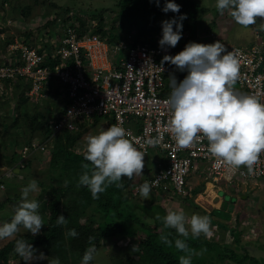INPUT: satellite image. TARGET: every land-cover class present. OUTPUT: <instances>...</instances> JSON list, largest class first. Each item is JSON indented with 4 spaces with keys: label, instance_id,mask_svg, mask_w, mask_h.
<instances>
[{
    "label": "trees",
    "instance_id": "16d2710c",
    "mask_svg": "<svg viewBox=\"0 0 264 264\" xmlns=\"http://www.w3.org/2000/svg\"><path fill=\"white\" fill-rule=\"evenodd\" d=\"M165 0H160V6H157L155 0H119L121 11L118 16L115 17V22L106 28L107 22L103 15L104 11L97 12L93 17L88 16L80 7L78 11L75 5H68L59 7L56 3L50 2V5L54 9H58V15L54 20H48L44 23L41 29L54 25L57 18H61V30L53 33L49 30V33L53 39L62 36L64 29L67 24H72L77 27L79 33L87 30L92 31L95 34L100 35L103 38H107L108 42L113 43L122 40L123 34L122 28L127 24H131L135 27V33L133 43L151 41L152 43H159V39L162 36V21L166 20L167 17H178V13H174L171 10L163 12L161 10ZM176 3L180 4V13H186V24L189 26L191 37L185 38L183 41H178L175 47L180 51L190 41L198 42L195 37L198 29L197 18L202 16L203 7L199 6V3L195 0H175ZM76 7V10L73 9ZM19 6L15 9H11L12 12H19ZM74 11V12H73ZM24 17L29 16L23 10L21 12ZM14 14V13H13ZM94 18V19H93ZM15 20V19H14ZM10 20L9 24L10 34L6 36L4 31H0L5 34V38L0 39L3 43H6V48L10 42L14 41L15 38L21 39L22 36L16 35L14 28L19 27L16 21ZM58 21V20H57ZM114 25L116 27H114ZM21 26H23L21 24ZM107 29V30H106ZM13 31V33H11ZM107 31V36L103 35V32ZM0 32V33H1ZM9 31H7L8 33ZM36 32V31H33ZM25 31V36L28 41L39 49L40 52L52 53L55 49V45L51 43L49 39L38 41L37 32ZM156 38V40H151ZM217 40V39H216ZM222 40V39H220ZM39 42L38 44H36ZM45 42V43H44ZM182 42V43H181ZM5 59L8 57L4 56ZM4 59V58H3ZM58 61L52 60L50 56L47 57L45 63L55 64ZM186 71V70H184ZM178 72H181V70ZM55 85L54 80H49V86L51 92H53V86ZM1 90L13 87V96L17 99L16 107L17 113L13 117V121L8 123L7 117L0 115V125H4V131L2 137L10 139L12 144L16 145L19 143L16 136L18 132L17 127L22 129L23 133L29 132V138L27 137L21 144L31 143L33 136L39 133L41 142L48 141L47 144V169H46V180L39 181L41 184V190L38 193L37 200L42 199L43 196L47 195L39 206V213L41 214L44 225L37 234L30 232L25 234H19L17 237L11 239L3 247H0V260H6L9 255L13 253V256L20 260V263H26L27 261L18 255L14 251V242L17 238H24L30 242L36 251H42L44 255L49 258L59 257L61 263L64 264H79L85 250L89 247L90 243L95 244L96 247L104 244V242L113 237L115 238H127L129 242H136L134 250L124 251L121 256L114 261V264H179V257L181 255L192 254V264H204L201 260L209 259V256L205 258V254L211 255L210 263L216 260L217 262L222 260L224 257H233L234 253L232 248L228 244H223L214 239H209L205 234H201L199 237L189 236L185 239L189 252L185 253L175 247L174 242L172 245L163 243L160 239V233L171 232L172 235L169 239L173 241L177 238V233L174 229H165L161 220L156 218V213L161 216L165 215L167 210L165 206L156 201L158 197L168 198V200H175L179 198V195L173 194L166 196L162 192H155L152 189L150 193L155 195L153 198L149 196L147 199H143L140 196L139 189L134 191L139 195L138 198L134 199L135 194L132 191L131 186L135 185V177L129 179L122 175L123 187H116L115 183L110 185L103 193L99 194V199H93L90 190L86 186H78L77 181L79 175L85 171L83 168L84 164L89 165V169L92 167L91 162L87 161L83 155L84 151L77 149V142L84 130H82V121H80L78 129L62 128L56 131L53 127V121L56 119V115H53L52 109L49 114L46 109H41L37 103L33 101L29 96L28 91L30 89L29 82L24 77L19 79L2 78L0 81ZM27 86V87H26ZM55 94L61 97L63 103L67 102L65 93L60 88L55 89ZM54 102V101H53ZM2 105H0L1 107ZM59 113L63 112V107H58ZM57 114V113H56ZM48 116H51V121ZM97 117H105L96 115ZM107 117V116H106ZM112 124L113 118L107 117ZM84 122V121H83ZM21 126V127H20ZM26 126H29L27 128ZM19 135V134H18ZM38 140V139H37ZM39 141V140H38ZM7 147V145H6ZM23 156L22 149L20 148L13 151V154L6 160V165L11 166L12 169H16L19 166L20 169L26 165H30L31 160H28L26 164L20 165V156ZM162 156V154H161ZM1 181V180H0ZM2 182H0L1 184ZM137 184V183H136ZM202 187L194 190L197 193ZM190 195L181 196V199L188 200ZM156 197V198H155ZM155 198V199H154ZM21 199V192L15 193L12 197L7 198V202H13ZM160 200V199H159ZM196 207L202 209L194 201H192ZM0 205H3L0 202ZM223 208V207H222ZM223 210V209H222ZM220 209V211H222ZM203 212L206 211L203 209ZM212 212H218L214 210ZM63 214L67 219V223L59 225L56 223L58 215ZM211 217V214L209 213ZM228 217L227 219H229ZM212 222V220H211ZM221 229H230V233L233 234L234 230L226 225H218ZM75 228L78 235L75 237L67 235L69 229ZM142 233V234H140ZM89 237H93V240H89ZM238 246H240V237H234ZM247 246H245L246 248ZM198 251V252H197ZM197 252V253H196ZM194 253L196 255H194ZM201 254V257H200ZM204 255V256H202ZM249 259H254L252 255L245 252V255L241 257L242 262H246ZM207 261V260H206Z\"/></svg>",
    "mask_w": 264,
    "mask_h": 264
},
{
    "label": "built area",
    "instance_id": "2783aa9c",
    "mask_svg": "<svg viewBox=\"0 0 264 264\" xmlns=\"http://www.w3.org/2000/svg\"><path fill=\"white\" fill-rule=\"evenodd\" d=\"M257 36L261 38L259 33ZM123 37L110 43L90 30L79 33L76 26L67 24L61 37L48 38L55 45L51 54L40 52L25 39L15 38L7 46L10 56L0 61V81L5 77H24L30 85L29 96L37 100L51 91L49 80H54L67 99L63 112L57 113L53 121L56 131L66 127L78 129L80 121L96 115L113 118L145 154L157 150L163 155L157 172L146 179L155 192L166 196L190 195L189 177L201 162L206 165L208 179H225L231 184L236 180L264 178V153L252 173H248L243 165L233 171L210 154L209 142L202 134L192 145L179 147L169 131L171 114L166 101L172 78L179 83L187 70L178 72L175 65L162 60L165 54L171 55L170 47H161L149 40L135 44L133 34ZM221 42L239 59V77L234 88L264 99V41L255 40L247 47ZM48 56L58 61L53 65L45 63ZM154 137H159L158 143H145ZM21 149L25 158L26 154L46 150L47 145L34 140Z\"/></svg>",
    "mask_w": 264,
    "mask_h": 264
},
{
    "label": "clouds",
    "instance_id": "9594fccd",
    "mask_svg": "<svg viewBox=\"0 0 264 264\" xmlns=\"http://www.w3.org/2000/svg\"><path fill=\"white\" fill-rule=\"evenodd\" d=\"M155 3L160 6V0H155ZM180 7L175 0H165L161 8L163 12L171 10L179 14L162 21L161 47H174L181 39L182 21L187 14L180 13ZM215 7L220 13L228 10L233 20L245 27L255 24L257 17H264V0H215ZM8 55L10 53L6 50L0 59ZM162 60L181 71L187 70V75L179 83L172 78L171 92L166 101L171 114L169 131L176 144L188 147L202 134L209 142L210 154L221 159L233 171L243 165L248 173H252L261 153H264V99L257 94L240 93L234 88L239 77L237 55L227 50L221 40L211 43L190 41L175 55L165 54ZM86 139L83 155L92 167L89 169L88 164L83 165L86 170L79 175L77 185L86 186L93 199H99V194L113 183L116 187H123L122 175L129 179L142 175L145 152L129 140L120 124H112ZM158 142L159 137L145 141L147 145ZM136 188L143 199L149 198L151 185L146 179ZM34 191H37L36 179L22 187L21 199L11 219L0 223V240L14 237L20 226L32 234L40 232L44 221L38 211L39 201L28 198ZM156 218L162 221L165 229H174L178 234L173 241L169 239L171 232L162 231L159 239L168 245L174 242L175 247L185 253L189 252L188 244L180 237L207 235L211 228L209 215L193 213L189 218L182 208L169 209L163 216L156 213ZM56 223L66 224L67 219L60 214ZM67 235L75 237L78 233L71 228ZM93 239L89 237L90 241ZM14 251L25 261L35 258L36 249L24 238L15 239ZM96 252V245L90 243L80 264H90ZM39 258L47 259L48 264H61L59 257L49 259L42 252ZM179 264H192V254L181 255Z\"/></svg>",
    "mask_w": 264,
    "mask_h": 264
},
{
    "label": "rangeland",
    "instance_id": "374dc122",
    "mask_svg": "<svg viewBox=\"0 0 264 264\" xmlns=\"http://www.w3.org/2000/svg\"><path fill=\"white\" fill-rule=\"evenodd\" d=\"M195 1H197L199 3V6L203 7L204 9L202 12V16H198L199 18H197V20L199 21H197L198 29L195 37L198 39V42L211 43L216 41V39H222L228 44L247 47L250 46V44H252L255 40L264 41V17H257L255 24L245 27L237 24L231 17L228 10H225L223 13L218 12L215 7V0ZM50 2L56 3L57 5H59V7L75 5L78 11H80V7L82 6L81 10H83L90 17H93L97 12L104 11L103 15L107 22V29H109L112 23L115 22V17H117L119 12L121 11V7L118 3L119 0H0L1 31L6 30L5 34L7 37L8 35H12L10 34V28L12 29V26H10V24L12 23V21L10 24L9 22L10 20L15 19L14 21L20 24L19 27L14 28L16 35L24 37L23 34L25 33V31L29 30L32 32H37V40L39 42L42 40L45 41L48 38L52 39V37L50 36H53V33L61 30L57 22L58 18L57 20H55L56 22L54 25H49L47 28L44 27L43 29H41L44 23H47L48 20H54L56 18L55 15H58V9H54L50 5ZM16 6H19V12H12V14H10L11 9H15ZM76 7H73V9L76 10ZM22 10L25 13H28L29 16L24 17L23 15H20L22 14ZM169 18L172 17L169 16L166 19ZM119 20L120 19H118V21ZM118 21H116L115 23L118 24ZM21 24L23 26H21ZM114 27L116 26L114 25ZM51 29H53V33H51V31L49 33V30ZM189 30V26L186 24V21H184L182 28L183 34L180 41H183L185 38L191 37ZM7 31L9 32L7 33ZM122 33H124L123 36L127 37L128 34L135 33V27L127 23L122 28ZM258 33L261 36V38L259 39H257ZM5 34H2L1 32L0 36H4ZM103 35L107 36V31H104ZM25 39H27L26 36ZM151 40H156V38ZM39 42H37L36 44H38ZM5 48L6 43H2L0 41V55H5ZM178 52L179 50L177 49V47H171V55H175ZM1 60L4 61L6 59L5 57H2L0 61ZM56 88L57 85L55 84L53 86V92L50 95L48 94V97L46 95L45 97H41L37 100L31 97L41 109H46V112L48 113L47 115H51L49 114L51 109L52 111H54L53 115H56V113H59V109L57 108H61L64 105L62 98L58 97V95L55 94ZM13 91V87H10L8 89L5 88L4 90L0 89V105H2L0 107V115L6 116L8 123H11L13 121V117L17 113L16 107L14 108V106H16L17 99L14 98ZM13 111H15L16 113ZM48 118L51 121L52 117L48 116ZM95 119L96 118L94 116L92 119H87L81 123V127L84 132L77 142V149L79 151H85V146L87 143L86 138L89 135H95L99 131L106 129L111 125L107 117H97V120ZM26 127L29 128V126ZM17 130L18 132H16V136L14 135V138H18L19 143L14 145L9 138L2 137L4 125H0V182H2L0 184V202L3 203V205H0V223L9 221L11 219L12 215L14 214L15 207L20 201L15 200L13 202H7L8 197H12L13 195H15V193H20L23 186L27 185L32 179H36L37 191L30 192L28 197L29 199H36L39 191L41 190V184L39 183V181L46 180V169L48 166L46 155V152H48L47 149L37 153L32 152L26 154L27 157L25 158L21 155L18 162L21 163L20 165H24L28 160H31L30 165H26L22 169H20L19 166H17L16 169H12L11 166L6 165V159L13 154V151L17 149L20 150V148L25 145L21 144L20 142L24 141L27 137H30V131L27 133H23L22 129H19L18 127ZM39 136V133H36L35 136H33L34 138L32 141L37 139L41 141ZM44 143H48V141H45ZM157 153V150H154L144 156L146 162L142 171L147 170V172L145 173V179L149 178L151 175H154L157 172V168L154 165ZM196 172L201 173L199 170ZM194 176H196V178H194ZM134 177L136 176L134 175ZM193 178L194 181H192V184L194 188L196 186L200 187L204 182L207 183V180L199 176L198 174L193 175L192 179ZM143 182L144 181H139V183L136 184L135 181V185L131 186L132 191L135 194L134 199L139 197V195L134 192L137 190L136 186L140 185ZM213 182L216 184V180H214ZM215 184L211 187L209 185L210 188H208V190L205 187L202 194L200 195L201 197L204 196V198L203 200L201 198L198 201H202V203H207L209 205L212 204V201H214V203H217V196H214V193H216V191L218 193V196L224 197L227 201L228 208L226 207L227 209L218 211V217H220L221 219H227L228 217L231 218V210L229 209V207L232 206L234 209H236V212L233 214L234 219L230 223L228 222L229 227L234 230V233L231 234L227 230H222L220 227L216 229L211 224L210 232L205 236L210 240L214 239L215 241H218L220 243L230 245L229 247L232 248L233 252L235 253L233 255L234 258L232 256L227 258L224 257L222 260L219 259L218 262L215 260L213 264H264V178H260L257 181L248 180L247 182L243 183L241 182V180H236L231 184L223 179L222 182H219L216 185ZM208 185L206 184L207 187ZM230 185H236L237 188H233ZM211 188L213 189V191L210 190ZM230 189H232L233 193L236 194H231L230 192L224 193V191H230ZM193 193L194 192L192 191V194ZM243 195H245V198L243 197ZM150 196H152L153 198L155 195L150 193ZM46 197L47 195L43 196L42 199H39L40 205ZM158 198L160 200L157 198L155 200L162 203L165 206L166 210H177L181 208L183 209L181 204L170 202L168 200H165V198L163 197ZM192 199L193 198L188 199V208L183 209L189 218L193 214L192 209H195L194 204L192 203ZM188 209L191 212L187 211ZM196 213L199 214L200 211L196 210ZM28 232L29 231L27 229H25L23 226H20L19 231L15 234L14 237L0 240V247H3L11 239L17 237V235L25 234ZM236 236L240 237V246L237 245L234 239V237ZM134 245L135 247H137L136 242L131 243L127 238L113 237L111 239H108L104 242V244L96 247L97 252L94 256V260L90 262V264H114V261L117 260L119 256H121V253L127 250H134ZM245 246L247 247L245 248ZM41 252L42 251H36L35 258L27 261L26 263H20V260L16 259L13 256V253H11L7 261L0 260V264H48L47 259L39 258V253ZM245 252H248L250 255H252L254 259H249L246 262H242L240 259L243 255H245ZM194 255L196 254L194 253ZM207 256H209V259L201 260V262L204 264H211L209 261L212 256L210 254H205V258H207ZM45 257L48 256L45 255Z\"/></svg>",
    "mask_w": 264,
    "mask_h": 264
},
{
    "label": "crops",
    "instance_id": "0c3cea01",
    "mask_svg": "<svg viewBox=\"0 0 264 264\" xmlns=\"http://www.w3.org/2000/svg\"><path fill=\"white\" fill-rule=\"evenodd\" d=\"M11 33H13V31H11ZM2 34H4V33H2ZM1 36H2V38H1ZM0 36V39H3V37L5 36H3V35H1ZM146 155V154H145ZM159 156V157H158ZM163 157V155L161 156V153L160 152H158L157 153V157H156V160H155V167H157V165H158V162H160V160H161V158ZM145 160V162H146V159H144ZM200 171L201 173H198V172H196V171ZM147 172V170H144V171H142V175H135L136 177L134 178L135 179V181H136V183H139V181H144V179L146 178V173ZM194 172H196V173H194ZM196 174H198L199 176H201V177H203L204 179H206L207 181V183H202V185L200 186V187H202L197 193H193L192 194V191L194 192V190L195 189H197V188H199V187H193V182L192 181H194V178H196V176H194V178L192 179V177H193V175H196ZM206 175H207V172H206V165H205V163H203V162H201V163H199V165L197 166V168L196 169H194L193 171H192V174H191V176L189 177V181H190V186L192 187V190H191V192H190V196L188 197V198H193L192 199V201H194L198 206H200L202 209H199L198 207H196L195 206V204H194V208L195 209H192V213H196V210H198V211H200V213L199 214H201V215H209V213L211 214V220H212V222H211V224L217 229L219 226L218 225H226V226H229V224H228V222L230 223L233 219H234V216H233V214L236 212V209H234L232 206H230L229 207V209L231 210V218H229L228 220L227 219H221L220 217H218L219 215H218V213H216V212H212V211H214V210H217V211H220V209L222 210H225V209H227L228 207H227V201H226V199L224 198V197H220V196H218V193H217V191H216V193H214V196H217L216 198H217V203H214V201H212V204L211 205H209V204H207V203H202V201H198L199 199H201L202 198V200H203V198H204V196H200L201 194H202V192H203V190L205 189V187H206V189L208 190V188H210L211 186H214V180L212 179V178H206ZM223 180H221V181H218V180H216V184L217 183H219V182H222ZM244 181H242V183H243ZM210 183V184H209ZM206 184L208 185H210V187H209V185H208V187L206 186ZM215 184V185H216ZM245 184V183H244ZM231 187H233V188H237L236 187V185H230ZM193 188H194V190H193ZM222 188V187H221ZM221 188H219V189H221ZM211 191H213V189L211 188L210 189ZM231 193V194H236V193H233V191H232V189H230V191H224V193ZM248 192V191H247ZM195 195V196H194ZM194 196V197H193ZM243 197L245 198V195H243ZM166 200H168V198H166ZM168 201H170V202H173V203H178V204H181V206L183 207V209H185V208H188V206H187V202H189V200H183V198L181 199V196H179V198H177V199H175V200H168ZM179 201H181V202H179ZM210 201V200H209ZM190 204H192V203H190ZM209 206H210V208H209ZM173 207V206H172ZM223 207V208H222ZM227 207V208H226ZM203 209L206 211V213L207 214H205V212H203ZM187 211H189V212H191L189 209L187 210ZM236 216H237V214H236ZM214 223H217V224H214ZM226 223V224H225ZM222 230H227L228 232H231L230 231V229H223L222 228Z\"/></svg>",
    "mask_w": 264,
    "mask_h": 264
}]
</instances>
